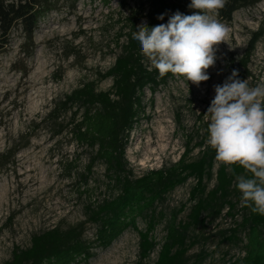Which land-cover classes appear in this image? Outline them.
I'll list each match as a JSON object with an SVG mask.
<instances>
[{
    "label": "rangeland",
    "instance_id": "rangeland-1",
    "mask_svg": "<svg viewBox=\"0 0 264 264\" xmlns=\"http://www.w3.org/2000/svg\"><path fill=\"white\" fill-rule=\"evenodd\" d=\"M52 1L55 9L41 19L32 42L15 28L0 53V154L18 150L0 170V264L12 260L16 247L29 248L34 234L53 228L85 224L84 239L93 241L97 227L87 223V207L117 195L103 163H96L88 173L94 151L77 145L68 131L53 135L54 124L42 121L56 102L83 83L95 81L99 91L112 89L113 80L100 82V74L112 68L121 54L126 39L120 35L140 0H111L109 5L103 0ZM223 24L230 29L228 44L218 46L215 66L207 70L208 81L197 86L175 76L155 95L146 90L145 115L131 133L126 152L134 177L178 162L188 144L193 149L189 159L199 157L197 145L208 127L204 115L215 96L214 86L237 71L252 34L264 29V0L239 10ZM144 62L150 69L145 57ZM248 70L250 87L264 81V36ZM69 119L70 114L64 117L65 122ZM195 184L189 180L157 204L156 214L163 218L153 235L160 246L148 264L157 260L171 216L185 208L178 220L187 219ZM215 184L214 177L208 188ZM242 207L240 201L235 220L226 210L218 220H208L207 227L191 231V240L197 242L188 253L191 263L206 255L200 264H231L245 255L244 243L226 241L241 221ZM138 227L145 230L147 219L140 218ZM239 236L245 239V234ZM93 252L87 264H139L140 238L130 229L109 248Z\"/></svg>",
    "mask_w": 264,
    "mask_h": 264
},
{
    "label": "trees",
    "instance_id": "trees-1",
    "mask_svg": "<svg viewBox=\"0 0 264 264\" xmlns=\"http://www.w3.org/2000/svg\"><path fill=\"white\" fill-rule=\"evenodd\" d=\"M103 1L106 5L111 3V0ZM262 1L227 0L225 7L219 10L218 19L222 23H229L236 12ZM190 2L140 0L127 18L126 32L120 35V39H126L121 46V54L112 68L100 74V82L113 80L112 89L99 91L97 82L83 83L56 102L42 121L54 124L53 135L60 136L68 131L77 145L94 151L87 167L88 173H91L96 163H103L110 186L117 191V195L112 198L87 207V223L97 227L95 239L91 242L84 239L85 224L67 230L53 228L34 234L29 248L16 247L12 260L5 264H87L94 257L95 249L109 248L130 229L136 231L140 238L139 264H148L160 246L153 234L163 216L156 214V206L189 180L196 182L190 198L194 204L185 221L178 220L185 208L175 212L167 221L166 236L153 264L202 263L206 255L198 256V261L194 263L188 256L197 244L191 240V231L207 227L208 220H218L226 210L230 218L236 219L241 201V193L236 188V176L245 172L239 165L229 170L221 163L214 174L218 161L215 159V150L206 143L207 128L197 145L201 150L195 160L189 159L193 149L188 144L178 162L134 177L126 158L130 135L145 115L146 90L149 89L155 95L161 86L175 77L169 73L159 78L156 70H149L141 54L140 44L132 38V33L138 30V25L143 21L151 27L167 23L176 12L193 14L196 10L188 7ZM124 3V7H128ZM54 9L52 0H0V53L9 44L15 28H20L31 43L41 19ZM161 16L162 20L159 19ZM263 36L264 29L252 34L246 54L239 61L238 79H247L251 57ZM69 114L70 119L65 122L64 117ZM17 151L11 149L0 154V170L11 163ZM214 177L216 184L209 189L208 183ZM241 212V221L231 230V236L226 241L244 243L245 255L231 264H264V216L252 213L246 206L242 207ZM140 218L147 219L145 230L138 227ZM241 233L245 234L244 240L239 236Z\"/></svg>",
    "mask_w": 264,
    "mask_h": 264
},
{
    "label": "clouds",
    "instance_id": "clouds-1",
    "mask_svg": "<svg viewBox=\"0 0 264 264\" xmlns=\"http://www.w3.org/2000/svg\"><path fill=\"white\" fill-rule=\"evenodd\" d=\"M227 0H191V15L174 13L167 23L138 25L132 38L159 78L171 73L197 86L210 79L221 43L228 44L230 29L218 13ZM163 19V16L159 17ZM238 72L214 86L215 96L204 119L208 121L207 145L216 161L232 170L239 165L245 174L236 176L241 203L264 216V81L250 87ZM250 174V175H248Z\"/></svg>",
    "mask_w": 264,
    "mask_h": 264
},
{
    "label": "bare ground",
    "instance_id": "bare-ground-1",
    "mask_svg": "<svg viewBox=\"0 0 264 264\" xmlns=\"http://www.w3.org/2000/svg\"><path fill=\"white\" fill-rule=\"evenodd\" d=\"M160 150H161V147H160ZM149 154H151V153L149 152Z\"/></svg>",
    "mask_w": 264,
    "mask_h": 264
}]
</instances>
